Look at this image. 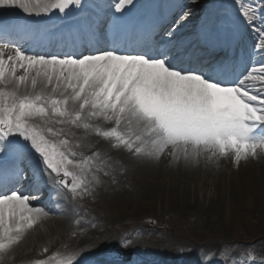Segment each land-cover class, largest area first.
I'll return each instance as SVG.
<instances>
[{"label": "bare ground", "instance_id": "6f19581e", "mask_svg": "<svg viewBox=\"0 0 264 264\" xmlns=\"http://www.w3.org/2000/svg\"><path fill=\"white\" fill-rule=\"evenodd\" d=\"M88 1L79 0V3H76L73 0L65 11ZM143 2L145 0H133L132 4ZM56 3L57 0H25L23 8L28 12L41 13L39 16H29L21 8L0 9V52L5 54L3 57L5 60L14 57L16 51L20 49L41 56H61L86 55L90 51L107 48L98 45L92 50L80 49L77 52L65 50L55 53L52 49L43 50L30 46L24 36H21L20 40L11 39L10 34H18V30L12 29L9 31L10 34H1L6 32L9 24L3 19L5 16H21L27 19L47 18L59 11L58 8L53 7ZM189 3L192 6L188 9L183 11L181 6L177 9L176 15L182 12L179 18L171 19L173 25L166 36L170 41L155 43V49H161L162 53H165L178 46L175 40L179 37L183 36L181 40L184 41L194 39L196 36L194 33L185 36L184 33L195 29L193 25L198 21L208 20L214 6H217L220 12L219 17L221 12L234 8L233 0H187L184 4L187 6ZM98 4L102 5V8L108 7V11L115 10L119 0L107 3L102 0ZM130 5L126 3L121 9ZM166 5L167 3L162 6V11L165 10ZM203 10L205 12L201 13ZM45 11L49 13L47 16L42 15ZM252 12L255 18L234 60L231 72L234 74L233 77L238 76L248 63L250 66L264 65V57L253 56V45L257 41L252 31V25H259L261 19H264V9L258 8L254 11L252 8ZM252 18H249L247 13L243 17H237L242 21ZM96 34L97 30L94 35ZM241 61L242 69L236 71L235 67ZM212 65L217 63L211 61L204 65V69ZM24 75L25 69L21 68L15 73V78L20 79ZM32 78L34 73L29 75V81ZM0 91L15 92L17 101L26 98L34 101L36 92L49 99L64 98L58 92L53 94L50 87L43 88L40 82L34 90L29 84L21 85L18 89L0 87ZM70 95V90L65 92V97ZM67 107L73 115L79 111L71 103ZM48 111L50 113L51 109ZM88 111L90 110L85 109V113L81 114L82 120L75 122L76 127H73L67 118L60 124H54L52 121L59 118L50 115L43 119L36 117L23 121L48 141L51 150L74 153L68 158L80 167H76L75 171L71 168L67 170L72 177H75L74 181H70L77 185L75 195L65 189L57 190L50 183L41 171V158L34 152L29 150L20 159H16L18 144L25 143L23 140L19 137H8L7 140H3L9 152L4 159L7 161L3 166L6 171L0 178V182L9 181L8 185L2 186L4 191L14 190L21 179L26 180L21 193L25 195L40 193L38 195L40 198L30 200V204L37 205L38 207L34 208L44 210L45 214L40 217V222L33 229L23 233L19 244L0 253V264H114L101 260L100 257L106 256L109 249L117 247H124L130 252L135 249L133 236L129 238L128 235L133 232L138 235L137 232L140 231L138 224L143 218L150 216L152 206L157 204L160 196H162V208L172 218L179 220L183 217L188 220L194 228V236L190 242L186 240L183 244H176V247H171L166 242L153 244L152 253L155 257L145 264H198L197 261L203 258L208 262L207 264H214L213 262L258 264L260 259L252 250L247 254V250L239 247V251L235 253L225 247L224 252L213 253L207 248L204 249L203 245L213 246L215 241L226 238L228 236L226 227L229 223H238L240 220L264 223V151L258 149L255 158L249 156L239 163L234 162L235 157L232 154L221 157L218 153L213 155L210 152H202L195 158L185 161L183 156L174 155V150L170 147L165 149L159 159L137 157L124 147L114 148L112 145L117 143L114 139L106 140L102 135L97 136L96 132L111 131L116 125L114 121L108 123L103 118L89 119ZM84 125H87V129ZM49 130L57 132L58 135L48 136ZM116 130L129 139L133 138L129 136L130 131L133 136L137 132L134 126L131 129L127 127L126 122ZM4 131L7 132V129ZM61 139L68 140L70 146L68 149L60 147ZM55 144L58 145V149L52 148ZM251 172H254V175H251L253 174ZM51 179L57 178L53 176ZM244 180L247 187H239V183L240 186H244L241 183ZM37 181L39 184H47V187L44 189L38 186L37 191ZM231 185L236 187L232 188ZM243 196L246 199L241 202ZM34 202L35 204L32 205ZM223 222H226L224 226ZM124 234L126 236H123ZM203 238L207 239L206 243L200 244ZM192 241H195V244L190 245ZM179 247V251L176 252L175 249ZM130 264L141 263L132 261Z\"/></svg>", "mask_w": 264, "mask_h": 264}, {"label": "snow or ice", "instance_id": "6c2138e0", "mask_svg": "<svg viewBox=\"0 0 264 264\" xmlns=\"http://www.w3.org/2000/svg\"><path fill=\"white\" fill-rule=\"evenodd\" d=\"M25 0H0V9L23 8ZM73 0H57L53 6L66 15L65 8ZM79 3V0H75ZM133 0H119L115 12ZM45 11L42 15L47 16ZM240 15L245 16L244 12ZM119 19V18H117ZM248 22V21H246ZM254 39L253 56L264 57V19L252 25ZM0 52V87L5 89L29 85L34 90L38 82L43 88H51L63 99H49L36 92L35 99L17 101L15 92L0 91V174L8 146V137H19L25 143L18 144L16 159L29 150L41 158V171L57 190L65 189L75 195V177L67 170L72 161L67 157L74 153L51 150L42 135L37 134L23 121L30 118H53L60 124L65 118L76 127L85 109L89 119H101L116 127L100 133L104 139H114L112 146L124 147L137 157L159 159L167 148L174 150L187 161L202 152L226 157L232 154L234 162L249 156L255 158L257 150L264 151V65H251L242 75L226 76L228 65H212L206 69L192 70L162 52H128L106 48L86 55L41 56L17 50L14 57L5 60ZM25 69L24 77L15 73ZM34 78L29 81V75ZM258 85V86H257ZM70 90L71 95L65 97ZM78 108L73 115L68 105ZM44 105V106H40ZM48 109H51L50 113ZM110 114V115H109ZM126 126L137 129L131 139L117 132ZM87 129V125H84ZM7 129V132L4 131ZM48 136L57 132L48 131ZM9 143H12L9 141ZM60 147L68 149V140L61 139ZM135 145L136 147H133ZM79 146V145H77ZM212 157H209L211 159ZM80 167V165H72ZM55 176L57 179L52 180ZM39 182L37 181V191ZM40 197L24 196L19 189L4 191L0 187V253L21 242L26 230L33 229L44 210L34 208L30 200ZM125 247L127 245H124Z\"/></svg>", "mask_w": 264, "mask_h": 264}, {"label": "rangeland", "instance_id": "374dc122", "mask_svg": "<svg viewBox=\"0 0 264 264\" xmlns=\"http://www.w3.org/2000/svg\"><path fill=\"white\" fill-rule=\"evenodd\" d=\"M187 1V0H186ZM260 1L259 3H261ZM258 3V2H256ZM263 5V4H262ZM192 6L191 3L184 4L183 10L188 9V7ZM258 43V42H256ZM264 47V45H262ZM250 69V64L248 63V66L244 69L243 72ZM53 149H58V145L55 144ZM68 158V157H67ZM71 160L70 158H68ZM72 161V160H71ZM72 164L66 166L67 169L71 168L73 171L76 170V167H73ZM254 175V172H251ZM241 183L244 184V186L239 187H247L246 180L241 181ZM252 185V184H250ZM42 187L46 188L47 184H41ZM232 188H235L236 186H232ZM251 187V186H250ZM18 186L15 188L17 189ZM241 188V189H242ZM14 189V190H15ZM12 190V191H14ZM40 193H34L29 195H24L26 197H35L39 195ZM245 196V195H244ZM242 197V201L246 198ZM247 197V196H246ZM263 199L262 197H259ZM157 204L152 206L151 214L148 218H143L142 221L138 224V235H135L136 233L133 232L128 235L129 238L133 236L132 241H134L135 249H133L131 252L126 250L124 247H117L113 249H109L106 253V256H101L100 259L107 261V262H113L114 264L118 263V259L116 258L118 253L119 254H125L129 255V263L130 262H139V263H147L152 260L155 256L152 253V245L159 244L166 242L169 246L173 247L176 244H183L186 240L191 241L193 239V233L194 228L189 224L190 222L186 220L185 218L181 217L179 220H177L175 217L172 218L165 210L162 208V196L158 198ZM264 200V199H263ZM35 204L32 203V205ZM33 207H38L37 205ZM103 221V219H100ZM226 222H223V226ZM226 233L228 236L224 238L223 240H217L212 245H205L206 238H203L201 240L200 244H204V249H209L213 253L214 252H224V248L226 247L228 251L237 253L239 250V247H243V249L247 250V254L252 250L254 252V255H256L260 261L258 264H264V223H252L247 222L244 220H240L238 223H229L226 227ZM123 236H126L124 234ZM131 236V237H130ZM195 241H192L190 245L195 244ZM197 243V242H196ZM224 244V246H223ZM242 245V246H241ZM176 247V246H175ZM177 249V251H179ZM201 264H207L208 262L203 258L200 260ZM163 263V262H161ZM214 264H217L213 262ZM256 264V263H255Z\"/></svg>", "mask_w": 264, "mask_h": 264}]
</instances>
